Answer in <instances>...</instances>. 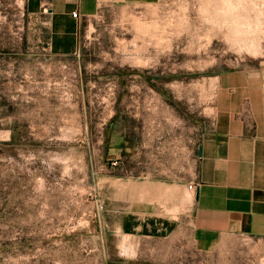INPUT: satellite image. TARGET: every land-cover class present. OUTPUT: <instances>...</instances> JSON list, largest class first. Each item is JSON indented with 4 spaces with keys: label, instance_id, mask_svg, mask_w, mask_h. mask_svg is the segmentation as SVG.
<instances>
[{
    "label": "rangeland",
    "instance_id": "rangeland-1",
    "mask_svg": "<svg viewBox=\"0 0 264 264\" xmlns=\"http://www.w3.org/2000/svg\"><path fill=\"white\" fill-rule=\"evenodd\" d=\"M28 2L0 0V264H154L118 248L119 216L150 178L145 137L201 140L217 77L264 71V0L103 5L68 56ZM170 260L264 264V239Z\"/></svg>",
    "mask_w": 264,
    "mask_h": 264
},
{
    "label": "crops",
    "instance_id": "crops-1",
    "mask_svg": "<svg viewBox=\"0 0 264 264\" xmlns=\"http://www.w3.org/2000/svg\"><path fill=\"white\" fill-rule=\"evenodd\" d=\"M127 1L29 0L28 12L48 13L51 50L68 56L82 17ZM217 79L214 122L201 140L192 133L184 146L176 131L145 137L144 199L118 221V248L135 260L165 264L186 247L207 253L237 236L264 239V71L245 67Z\"/></svg>",
    "mask_w": 264,
    "mask_h": 264
},
{
    "label": "built area",
    "instance_id": "built-area-1",
    "mask_svg": "<svg viewBox=\"0 0 264 264\" xmlns=\"http://www.w3.org/2000/svg\"><path fill=\"white\" fill-rule=\"evenodd\" d=\"M73 17L74 18H79V16H78L77 13H74L73 14ZM197 187H198L197 184H195V183H189L188 186H187V190L189 192H195L197 190Z\"/></svg>",
    "mask_w": 264,
    "mask_h": 264
},
{
    "label": "trees",
    "instance_id": "trees-1",
    "mask_svg": "<svg viewBox=\"0 0 264 264\" xmlns=\"http://www.w3.org/2000/svg\"><path fill=\"white\" fill-rule=\"evenodd\" d=\"M14 141H15V136H14V132H13V134H12V139H11V141H10V144H13Z\"/></svg>",
    "mask_w": 264,
    "mask_h": 264
}]
</instances>
